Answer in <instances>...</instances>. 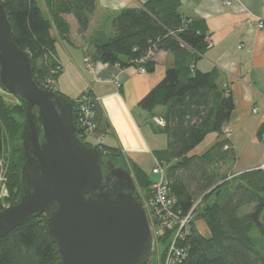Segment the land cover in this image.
Returning a JSON list of instances; mask_svg holds the SVG:
<instances>
[{"label":"trees","instance_id":"trees-1","mask_svg":"<svg viewBox=\"0 0 264 264\" xmlns=\"http://www.w3.org/2000/svg\"><path fill=\"white\" fill-rule=\"evenodd\" d=\"M48 14L42 11L39 0H0L11 27L14 44L33 61V79L42 89L54 90V82L61 68L54 59L55 30L61 39H67L69 25L64 16L74 18L78 32L83 34L96 0H43ZM180 0H148L144 5L122 10L113 20L114 36L94 48L93 60L121 68L135 67L136 60L148 49L156 53L173 54L174 67L138 103V108L152 112L163 108L164 126L159 130L167 137V147L154 151L156 162L164 167L175 209L186 214L199 200L195 210L208 230L202 235L195 225L190 232L177 239V247L185 250L181 264H264V171L250 170L240 174H219V169L233 164L232 149L224 150L228 142L222 128L230 119L234 102L220 85L219 70L201 72L195 63L207 49L206 27L202 21L183 19L179 13ZM142 66L153 73L156 63L148 60ZM50 79L52 85H46ZM76 114L84 98L89 99L95 115L96 132L105 133L102 110L91 93L68 99ZM14 99V98H13ZM22 104L5 100L0 95V158L5 153L6 141L12 145L10 157L3 166L12 206L22 197L21 170L25 162L21 148L24 124ZM33 119L40 124L37 108ZM84 141V132L76 128ZM264 127L258 136L261 137ZM215 133L221 139L200 156L191 152L205 137ZM91 145V144H90ZM100 153L114 162H121L136 182L138 201L152 198L150 173L134 165H125L117 149L96 146ZM104 156V155H103ZM124 162V163H123ZM143 192L139 200L137 189ZM196 218V219H197ZM172 231L162 236L168 240ZM162 259L164 252H162ZM0 264H60L56 247L47 239L44 216L25 222L0 239Z\"/></svg>","mask_w":264,"mask_h":264},{"label":"crops","instance_id":"crops-1","mask_svg":"<svg viewBox=\"0 0 264 264\" xmlns=\"http://www.w3.org/2000/svg\"><path fill=\"white\" fill-rule=\"evenodd\" d=\"M147 1L96 0L85 33L78 32L73 17L64 16L69 25L67 39L59 38L55 30L51 36L56 40L54 59L61 68L54 90L71 100L91 93L106 124L98 145L117 149L127 167L134 165L149 174L156 163L154 151L167 147L165 140H159L164 135L159 132L164 125L155 123V119L163 120L164 109L145 112L138 103L174 67L176 58L158 52L151 74H140L132 66L121 68L93 60L94 48L113 38L112 22L118 14ZM179 4L183 19L202 21L206 27L207 49L195 68L201 72L219 70L220 85L234 102L224 126L229 128V144L236 160L227 165L225 175L253 170L264 164V144L258 136L264 127V0H235L230 7L225 6V0H180ZM39 5L48 14L43 0ZM259 23L262 28H258ZM220 140L217 134L210 133L191 154L200 156ZM221 170L219 174L224 175ZM201 227L206 231L202 234L207 235L203 222Z\"/></svg>","mask_w":264,"mask_h":264},{"label":"water","instance_id":"water-1","mask_svg":"<svg viewBox=\"0 0 264 264\" xmlns=\"http://www.w3.org/2000/svg\"><path fill=\"white\" fill-rule=\"evenodd\" d=\"M33 68L0 4V89L23 106L25 158L22 197L0 211V239L43 215L60 264H146L150 230L130 172L109 161L102 173L99 150L77 136L72 105L40 88Z\"/></svg>","mask_w":264,"mask_h":264},{"label":"built area","instance_id":"built-area-1","mask_svg":"<svg viewBox=\"0 0 264 264\" xmlns=\"http://www.w3.org/2000/svg\"><path fill=\"white\" fill-rule=\"evenodd\" d=\"M233 2H235V0H225V6L230 7L233 5ZM262 27L263 24L259 23L258 28ZM155 55L156 51L154 49H148L143 57L135 61L138 65L137 70L140 74L146 73L142 64L148 60H153ZM46 85H48L49 88V86L52 85V81L47 79ZM95 100L97 101V99ZM253 113H256V109L253 110ZM94 117L95 115L94 111H92L90 100L84 98L77 110L75 126L84 132V141L89 138L98 144L103 138V134L96 132L97 126ZM155 123L161 126L164 125V121L161 119H155ZM221 133L224 139L229 141L230 131L227 126L222 128ZM260 138L261 142L264 144V131ZM223 149H230L228 142L224 145ZM260 169L264 171V165L261 166ZM150 174L157 177V181L152 185V198L148 201L144 200V208L146 209L148 218L150 217L153 220V228H151L148 223L151 236V249L153 241L157 242V240H161L166 230L172 231L173 237L166 249L164 248L165 251L163 250L164 257L161 264H181L185 258V250L177 247V239L183 241V236L190 232V224L194 219L193 211L197 205L195 206L194 204L191 210L186 214H182L179 209L174 208L175 200L170 193L164 167L156 162L150 170ZM8 197L9 191L6 185L3 164L0 162V211L8 207V204L5 202Z\"/></svg>","mask_w":264,"mask_h":264},{"label":"rangeland","instance_id":"rangeland-1","mask_svg":"<svg viewBox=\"0 0 264 264\" xmlns=\"http://www.w3.org/2000/svg\"><path fill=\"white\" fill-rule=\"evenodd\" d=\"M1 4V3H0ZM0 95H3V97L5 98V100H7V101H9V102H14V99H13V97L11 96V95H9V94H6V93H4L1 89H0ZM260 139V141H261V138H259ZM161 142H163L164 140H165V142H167V137L166 136H164V135H161V137H160V139H159ZM86 142L88 143V144H91V145H97V143L94 141V140H92V139H89V138H87L86 139ZM262 143V142H261ZM165 145V144H164ZM164 145H162V146H164ZM5 150H6V153H5V155L2 157V158H0V162L3 164V166H4V163H5V158L6 157H10L11 155H10V153H11V151H12V145L8 142V141H6V146H5ZM105 156V155H104ZM117 163H120V164H122V162H117ZM264 164H262L261 166H263ZM261 166H259V167H257V168H255V169H258V170H261L260 168H261ZM122 167H124L123 166V164H122ZM224 168H226V169H224ZM224 168L222 167V170H221V172L222 173H227L228 172V170H227V168H228V166L227 165H225L224 166ZM224 169V170H223ZM254 170V169H253ZM224 171V172H223ZM130 175H132V174H130ZM132 178V180H133V182L135 183V185H136V182H135V180H134V177L132 176L131 177ZM229 178V177H228ZM150 180L153 182V183H155L156 181H157V177L156 176H154V175H150ZM137 187V186H136ZM137 192L139 193V200H140V198H142V196L144 195L143 194V192L140 190V188H138L137 189ZM145 199H143V200H140L139 202H140V204L142 205V207L144 208V203H145V201H144ZM199 203V200L195 203V206L197 205ZM10 207V206H9ZM144 211H145V214H146V218H147V220H148V223H149V225H150V227L151 228H153V220L149 217L148 218V215H147V212H146V209L144 208ZM193 214H194V219H195V225H196V222H197V227H198V230H199V232L202 234V233H204V232H206V231H204L205 229H203V227H201V223L202 222H200L201 220L199 219V218H197L196 216H197V213H195V212H193ZM197 218V219H196ZM200 222V223H199ZM203 229V230H202ZM203 235V234H202ZM172 237H173V235H172ZM172 237L170 238V239H168V240H166V238L164 239V240H157V242L155 241H153V243H152V249H151V252H150V258H149V260L147 261V263L146 264H161L162 263V252H163V250H164V248L166 249V247H167V245L170 243V241H171V239H172ZM165 251V250H164Z\"/></svg>","mask_w":264,"mask_h":264},{"label":"flooded vegetation","instance_id":"flooded-vegetation-1","mask_svg":"<svg viewBox=\"0 0 264 264\" xmlns=\"http://www.w3.org/2000/svg\"><path fill=\"white\" fill-rule=\"evenodd\" d=\"M106 153L104 152V153H101V157H102V162H101V165H102V173L104 174V175H106L107 173H108V170H107V168H106V163L107 162H112L113 163V165L115 166V167H117V168H124V169H126L125 167H122V164H120V163H117V162H114V161H111V160H109L106 156H103V155H105Z\"/></svg>","mask_w":264,"mask_h":264}]
</instances>
